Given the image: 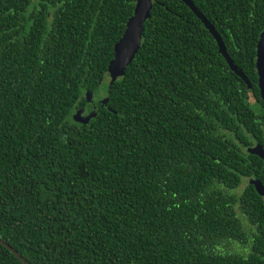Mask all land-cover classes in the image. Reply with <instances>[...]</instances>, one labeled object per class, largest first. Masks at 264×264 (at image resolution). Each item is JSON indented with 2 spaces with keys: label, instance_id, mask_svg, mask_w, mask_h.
Here are the masks:
<instances>
[{
  "label": "trees",
  "instance_id": "16d2710c",
  "mask_svg": "<svg viewBox=\"0 0 264 264\" xmlns=\"http://www.w3.org/2000/svg\"><path fill=\"white\" fill-rule=\"evenodd\" d=\"M191 1L249 85L153 0L95 107L136 0H0V240L27 264H264V0ZM0 264L23 263L0 244Z\"/></svg>",
  "mask_w": 264,
  "mask_h": 264
},
{
  "label": "water",
  "instance_id": "95a60500",
  "mask_svg": "<svg viewBox=\"0 0 264 264\" xmlns=\"http://www.w3.org/2000/svg\"><path fill=\"white\" fill-rule=\"evenodd\" d=\"M202 22L204 27L209 31L217 43L219 54L226 60L230 70L240 77L247 85H249L244 74L237 69L229 58L224 44L219 35L214 30V27L207 21V19L196 9L191 0H181ZM153 7V0H136L134 13L126 24V29L120 40L114 46V58L110 62L103 78L107 79L108 84L111 85L119 78L123 77L126 67L134 59L142 40L144 31V23L149 19L150 12ZM255 68L258 77V89L260 98L264 103V31L260 34L256 46V61ZM86 110H90L93 102V95L86 93ZM82 112L76 113L80 117ZM248 153L255 155L263 162L264 167V146L257 144L249 148ZM248 183L252 185L257 194L264 199V182L258 180H249ZM0 244L9 249L23 264H27L22 257L14 251L10 246L0 240Z\"/></svg>",
  "mask_w": 264,
  "mask_h": 264
},
{
  "label": "rangeland",
  "instance_id": "374dc122",
  "mask_svg": "<svg viewBox=\"0 0 264 264\" xmlns=\"http://www.w3.org/2000/svg\"><path fill=\"white\" fill-rule=\"evenodd\" d=\"M107 83H108L107 79H104V82H102V86L99 89V92L95 95L96 96V98H95V102H96L95 107L102 106L106 102L107 98L105 97V95H106L105 87H106ZM74 119L75 120H77V119L80 120V117L77 118L76 115H75Z\"/></svg>",
  "mask_w": 264,
  "mask_h": 264
}]
</instances>
